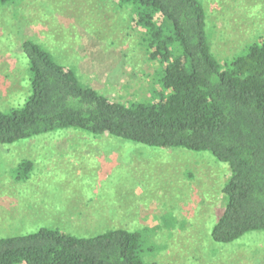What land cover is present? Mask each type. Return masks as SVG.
<instances>
[{
  "label": "rangeland",
  "instance_id": "374dc122",
  "mask_svg": "<svg viewBox=\"0 0 264 264\" xmlns=\"http://www.w3.org/2000/svg\"><path fill=\"white\" fill-rule=\"evenodd\" d=\"M200 1L221 63L264 37V0ZM114 4L0 3V109L18 108L30 95L25 40L42 45L71 67L83 86L112 101L148 99L156 67L139 62L134 71L124 68L125 50L118 43L130 33L131 13ZM135 36L125 38L136 48ZM24 160L33 166L20 179L17 170ZM228 176V166L205 152L152 148L73 129L43 134L0 146V238L42 228L89 238L123 228L141 233L147 264H264V231L231 244L211 239Z\"/></svg>",
  "mask_w": 264,
  "mask_h": 264
},
{
  "label": "trees",
  "instance_id": "16d2710c",
  "mask_svg": "<svg viewBox=\"0 0 264 264\" xmlns=\"http://www.w3.org/2000/svg\"><path fill=\"white\" fill-rule=\"evenodd\" d=\"M112 1L131 13L130 33L118 43L125 50L124 68L134 71L139 62L156 67L150 97L112 101L83 86L42 45L25 40L30 95L18 108L0 109V146L73 129L152 148L209 153L229 168L212 241L231 244L264 231V37L221 63L200 0ZM107 8L109 21L113 9ZM131 30L136 48L126 42ZM32 166L24 160L19 178H27ZM141 245L140 232L123 228L89 238L42 228L0 238V264H147Z\"/></svg>",
  "mask_w": 264,
  "mask_h": 264
}]
</instances>
